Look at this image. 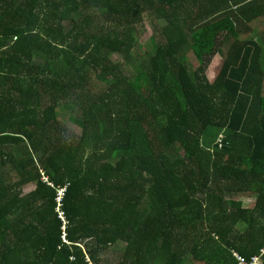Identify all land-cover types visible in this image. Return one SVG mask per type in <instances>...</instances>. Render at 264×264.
<instances>
[{"label": "trees", "instance_id": "16d2710c", "mask_svg": "<svg viewBox=\"0 0 264 264\" xmlns=\"http://www.w3.org/2000/svg\"><path fill=\"white\" fill-rule=\"evenodd\" d=\"M254 258L264 0H0V264Z\"/></svg>", "mask_w": 264, "mask_h": 264}, {"label": "rangeland", "instance_id": "374dc122", "mask_svg": "<svg viewBox=\"0 0 264 264\" xmlns=\"http://www.w3.org/2000/svg\"><path fill=\"white\" fill-rule=\"evenodd\" d=\"M163 25H164V23L162 21H157L156 26H155V23L147 20V18H146L144 20V22L142 23V25H140L138 27V30H139L138 40H139L140 45H141V51H142L141 53H143V54L154 53L153 35H154V33L159 31L158 30L155 32V27L159 28ZM252 25H253L252 27H254V29L257 30V27L259 25H257V26H256V24H252ZM145 57L143 56L142 59ZM223 58H224V55H216L214 57V61H213L212 65L210 66V69L208 70V76L209 77H213L214 74L216 72H218L219 68L221 67V65L223 63ZM112 60H114V61L118 60V56L114 55L112 57ZM61 117L62 118H60V119H62L63 121H68V112H63L61 114ZM73 129L75 130V132L80 133V129H78L77 127L73 126ZM242 200H243V203L245 206H253L254 202H255L251 196H249V197L246 196V197L242 198ZM257 264H261V261H259Z\"/></svg>", "mask_w": 264, "mask_h": 264}, {"label": "built area", "instance_id": "2783aa9c", "mask_svg": "<svg viewBox=\"0 0 264 264\" xmlns=\"http://www.w3.org/2000/svg\"><path fill=\"white\" fill-rule=\"evenodd\" d=\"M64 192H65V189L61 190V192H60L61 196L64 194ZM258 262H259V259L254 258L252 264H257Z\"/></svg>", "mask_w": 264, "mask_h": 264}]
</instances>
